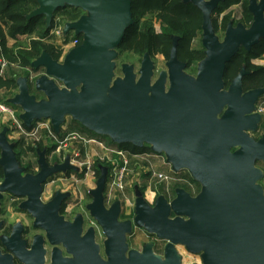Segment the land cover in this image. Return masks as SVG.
<instances>
[{
	"label": "water",
	"instance_id": "water-1",
	"mask_svg": "<svg viewBox=\"0 0 264 264\" xmlns=\"http://www.w3.org/2000/svg\"><path fill=\"white\" fill-rule=\"evenodd\" d=\"M225 1L184 0L202 12L205 59L198 64L196 76L187 74L186 65L178 59L179 38H175L168 73L153 83L155 66L149 54L139 76L125 64L123 78H116L118 48L134 25L132 0H37L38 8L28 19L44 16L47 29L60 9L85 12L64 29L65 37L74 33L83 43L62 61L43 52L32 64L43 71L33 89L28 78L18 79L19 92L8 103L21 108L23 124L30 128L35 121L50 120L60 134L71 117L113 144L150 146L152 152L165 155L174 172L187 170L202 186L196 198L178 188L172 201L161 195L153 206L137 187L135 219L120 222L121 203L110 209L105 205L108 169L102 167L96 188L89 192L92 203L87 209L106 237L103 258L93 229L81 237V217L67 223L58 215L67 193L57 190L51 202H42L44 186L51 178L79 168L71 164L70 156L62 164L50 165L44 150L38 153L39 171L27 173L5 127L0 132L4 173L0 198L4 193L25 197L22 208L47 232L50 242L62 244L73 255L63 258L62 251L55 249L52 264H182L177 246L192 254L203 251L204 264H264V206L257 184L263 172L256 166L264 162V134L259 141L250 135L264 122L255 113L264 89L244 93L245 70L228 89L224 82L227 65L240 50L251 52L264 39V0L249 1L253 16L249 28L231 21L220 40L212 16ZM32 91L44 97L39 99ZM134 228L166 241L164 258L152 244L141 252L130 249L128 235ZM43 255L41 249L38 264L44 263Z\"/></svg>",
	"mask_w": 264,
	"mask_h": 264
},
{
	"label": "trees",
	"instance_id": "trees-1",
	"mask_svg": "<svg viewBox=\"0 0 264 264\" xmlns=\"http://www.w3.org/2000/svg\"><path fill=\"white\" fill-rule=\"evenodd\" d=\"M237 5H240L242 9L239 20L234 19L232 12H228ZM248 7L249 0H226L221 3L212 16V19L214 16L219 18L226 13L220 24L213 19L216 33L220 30L226 31L231 21H233L234 26L242 23L249 28L253 22V16ZM37 8V0H0V41L2 52L9 63L8 71L10 73L14 66L22 69L11 79L8 75L5 77L6 81L0 79V89L9 92L6 98H12L17 94V79L19 77L30 79V72L39 74V71L34 69L32 64L43 52L48 53L55 61H60L63 55L61 50H57L54 46L44 42L48 38L53 25L50 29H47L44 16L28 19V16ZM132 13L134 25L128 30L125 39L118 48L120 52L128 51L139 57H143L146 53L151 56L164 53L169 57L171 49L170 36L176 35L180 38L178 44L179 59L188 63V70L193 68L192 70L195 72V67L205 59L203 46L196 50L191 48L194 39L202 34L203 15L198 8L192 4L184 3V0H132ZM58 15H61L66 23H72L77 21L82 16V13L78 9L65 7L58 10L55 17ZM147 20L159 22L162 27L147 25L150 23L149 21L147 23ZM20 36H28L30 38L29 44L25 46L22 43H17L14 47L8 48V39L18 40ZM78 40L81 45L83 38L80 37ZM263 56L264 39L254 46L251 52L242 48L227 65L224 75L226 89H228L239 71L244 67L248 72L243 81L244 91L252 88L264 89V67L256 66L252 63L253 60L261 59ZM30 86L33 89V85L30 84ZM26 128L30 130L32 127ZM88 134L97 136L89 131ZM108 140L112 143L110 139ZM43 143H17L15 151L18 161L21 163L22 157H38V152H43L46 149ZM115 146L135 155L149 152L148 148H138L131 144ZM46 150V154L49 157L55 147ZM98 166L99 162H95L92 167L96 177H100ZM32 169V166L27 167V172L35 174L36 172ZM108 172H110L109 169ZM85 173L86 171H83L82 175ZM3 178V169L0 167V181ZM141 190L144 193L142 187Z\"/></svg>",
	"mask_w": 264,
	"mask_h": 264
},
{
	"label": "rangeland",
	"instance_id": "rangeland-1",
	"mask_svg": "<svg viewBox=\"0 0 264 264\" xmlns=\"http://www.w3.org/2000/svg\"><path fill=\"white\" fill-rule=\"evenodd\" d=\"M78 10H80L82 15L85 14V12H83L81 9H78ZM235 12H238V10H236ZM58 17H61V15H58ZM233 17L236 19V17H238V16H236V17L233 16ZM61 18L63 19V21H65L63 17H61ZM213 19L218 21L219 24H220V17L218 18V17L214 16ZM148 21L150 23L147 24V25H153L155 27L156 26L162 27L161 23H159V22H156L154 20H147L146 22L148 23ZM225 32L226 31L220 30V31H218L216 33L217 36L220 38V40H223V38L225 36ZM26 41L27 40H25L24 43H26ZM44 42L49 44V45L54 46L57 50H61L63 52V55H62L60 61H62L64 59V57L66 55H65L64 48H63V44H60L57 41V39H55L54 37H51L49 35H48V38L46 39V41H44ZM192 45H193V48L195 50L196 49H200L202 47V34H200L199 36H197V38L194 39ZM155 56L156 55H153V59L156 62V67H155V70H154L156 77H158V75H161L162 73H168V67H167V64H166L168 62V60L162 55H160L159 57H155ZM142 60H143V57H139V56H137V55H135V54H133L131 52H128V51L120 52L118 50V58L115 61L116 65H117L116 66V71H115L116 78H123L122 66L125 65V64L133 66V68L135 70V73L139 76V70L141 69ZM252 63L254 65H256V66H257V64H261L262 66H264V59L262 57L261 59L253 60ZM192 69L191 70H187L186 73L190 74L191 76H196L197 66L195 67V72ZM6 96L7 95H5V94L3 95L4 98H6ZM260 100H261V98H260ZM71 119L72 118L69 117V121H71ZM0 120H1V118H0ZM76 123L79 125L78 122H76ZM6 124H9V123L7 122ZM262 125L260 126V129H261V131L264 134L263 128H261L264 125L263 126ZM5 127H7V125ZM3 128H4V124H3V120H2V122H0V132L3 130ZM87 136L89 138H96V139L98 138V139H101L102 141H105L106 143L113 144V143L109 142V140H108L109 138H107V137L94 136V135H90V134H87ZM10 139H11L10 142L15 140L14 138H10ZM116 148L117 147H115V149ZM51 154L52 155L50 156V158H48V160L50 162H52L54 159L55 160L57 159V160H60V161L63 162L64 159L62 158V155H60V154L55 155L53 153H51ZM147 155H150V153L147 154ZM69 156H71V158H75V157H73V153L72 152H69ZM30 157L33 159V165H34L33 169L37 170V168L39 166L38 165V158L39 157H36V156H34V157L30 156ZM152 157H154V158L151 159V163L148 164L149 167H147L144 164L146 160H144L142 158H138L137 157V158H133L136 161L135 160L130 161V165H129V168H128V171L130 170V172L127 173V175H128L127 180L130 182V187H128L123 192H118V191L114 192L113 195H112V199L109 200V201H108V191H107L108 185L107 184L109 183V179L110 178H108L107 183H106V188L107 189L104 192V194L106 196V202H107L106 204L108 206H110L112 204V202L114 201L115 198H118L119 201L124 203V205H125L124 206V210H126L127 213H129V212L132 213L134 205L136 204V201H135L136 200L135 189L137 187H138V189L141 190V187L143 186L144 197L147 200V202L152 205L159 196L163 195V196H165L168 199L169 196H172L173 194H175L174 190L187 186V185H185L187 183H191L190 182L191 180L189 178V177H191V175L188 173L187 170H182L180 172H174L170 165H168L170 167L168 171H165V170L162 169L164 164L167 163V160L165 159L164 154H159V155H155L154 154ZM144 158H145V156H144ZM21 161H23L22 158H21ZM95 161L96 160H92V159H89V158L88 159H83L81 157V162L83 164L84 163L85 164L83 166L77 165V167L79 168L77 176H74L73 173L71 175H69V176H66V175L62 176L61 174L57 175L56 176L57 178L54 179V181H55L54 184H50L49 183V184L44 186V194H46L47 197H49V195L51 193H53V191L56 190V189H59L61 191H71V192H73L75 194L76 193L78 194V192L80 191L83 194V198H84V199H82V204L81 205L85 206L86 204L92 203V198L90 197V193L89 192L96 188L97 180L99 179V177H96L94 169L92 168ZM24 162H27V161H23V164L25 165V167H29V165L28 164L26 165ZM102 164H104V163L102 162ZM50 165H52V164H50ZM256 166L264 174V162L260 161V162L257 163ZM145 167H147V168L145 169ZM83 171H86V175L84 174L82 176ZM36 172H38V171H36ZM148 173H150V176H149ZM154 173L169 175L171 178H173V181L169 185L163 183L161 185H158L157 188H156L151 183V175L153 176ZM179 179H181L182 181H185V182L181 183L179 181ZM127 180H126V182H128ZM125 198H126V200H124ZM75 199H81L80 195L75 196ZM77 210H80V208H78ZM83 212L85 213V215L88 218H90L89 214L87 213V211H83ZM98 231H99V239H98V241H99V244H101L103 246V243H104V240H105V236H104L103 231H102L101 228L98 227ZM134 232H135V235H133L132 240H130L131 241V245H132L131 247H132V249L140 250L142 244L144 242H148L149 238L148 237L146 238L145 234H144L145 232L143 233L139 228H135ZM150 238H152L153 240L157 241L156 240L157 238L154 235H151ZM159 241H162L160 243V245H162L163 243L164 244L166 243V241H163V240H159ZM155 250H158V252H159V251H162V248L159 247V246L158 247L155 246ZM177 251H178L179 255L182 257V260H181L182 264H196L195 255L191 254L184 246H177ZM102 253H103V258H104L105 257L104 251Z\"/></svg>",
	"mask_w": 264,
	"mask_h": 264
},
{
	"label": "flooded vegetation",
	"instance_id": "flooded-vegetation-1",
	"mask_svg": "<svg viewBox=\"0 0 264 264\" xmlns=\"http://www.w3.org/2000/svg\"><path fill=\"white\" fill-rule=\"evenodd\" d=\"M80 37L81 36H78L77 38H80ZM170 38H171V49L169 52V57H167L166 54H164V53L153 54V55H156L155 57H159L160 55H162L168 60V62L170 61L172 49L174 46V40H175V38H179V37L176 35H171ZM178 44H179V41H178ZM191 48L194 49L193 45H191ZM146 54H149V53H146ZM204 54H205V49H204ZM145 55L143 56V59H144ZM153 55L152 56L150 55V56H151V59L154 63V66L156 67V62L153 59ZM177 56H178V46H177ZM178 59H179V57H178ZM179 61L186 65V67H185V72H186L188 70V63L181 61L180 59H179ZM197 67H198V65H197ZM154 70H155V68H154ZM243 70H245L247 72V70L244 67L243 69H241V71H239L238 75ZM196 74H197V72H196ZM238 75H237V77H238ZM160 76L161 75H158V77H156L155 72H154L152 82L155 83L160 78ZM168 85H169V79L167 78V87H168ZM252 90H256V89L252 88L248 91H252ZM243 91H244V87H243ZM248 91H244V93H247ZM262 124L264 125V122ZM262 124H260L258 126V129L256 132L250 133L251 137H253L256 141H259L261 139V137L263 136V132L260 129V126ZM261 128H263V131H264V126ZM144 147L149 149V152L147 151V154H149V153L153 154L154 153L151 151L150 146L145 145ZM232 151L234 152L235 149H233ZM165 159H166V157H165ZM20 165H21V167H24L27 170V167H25V165L22 162L20 163ZM39 169L40 168L38 166L37 170H34V169H32V170H34L36 172V171H39ZM66 176H69V175H66ZM55 178H57V177H55ZM189 178L191 180L190 181L191 183L186 182L187 184H185V185H187V186L182 187V188L185 189L187 192H189L191 194V197L196 198L201 193L202 186H201V184L197 183L192 178V176ZM263 179H264V174H263V178L257 184H259L262 188L260 200L264 206V180ZM2 181L3 180H1L0 183H2ZM54 183H55V181L53 179L50 182V184H54ZM106 189H105V191H106ZM57 190L58 189L54 190L53 193H51L49 195V197H47V195L44 194V189H43L42 202L44 204L51 202L55 198ZM66 193L68 194V197H67V199H65L63 201L61 208L58 212V215L60 217H63L64 221L67 223H74L78 217H81L83 220L82 221L81 237L83 238L89 232L90 229H93L94 233H95L94 234L95 241L101 247V255L103 257L102 252L104 251V248H102V247H104V246L99 244V241H98V239H99L98 227L99 228H101V227L94 220V218L91 217L90 211L87 209L89 204H86L85 206L81 205L82 199H84V198H83V194L80 191L78 192V194L77 193L75 194L71 191H66ZM78 195H80L81 199H75V196H78ZM104 197H105V205L108 209H110V207H112L114 205V203L119 201L118 198H115L114 201L112 202V204L110 206H108L106 204L107 202H106L105 194H104ZM174 198H175V194H173L172 196H169L168 200L172 201ZM25 201H26L25 197L18 196V195L12 194V193H4L0 198V264H38L37 262L39 261L38 258L40 256L41 249L44 250V255H43L44 263L43 264H52L53 252L55 249H58V248L62 251L63 258L72 259L73 255L68 254L67 251L64 249L62 244L55 245V244H52L50 242V240L47 236V232L43 228H41V226L36 224V219L32 216L31 213H29L27 210L22 208V204ZM119 202L121 203V215H120L119 221L120 222L133 221L135 219V214H136L135 213V205H134L132 213L129 214L126 212V210H124V206H125L124 203L121 201H119ZM155 202L152 204V206L155 204ZM78 208H80V210H77ZM83 211H87L90 218H88ZM134 230H135V228L133 229V232L128 235V244H129L130 249H132V247H131L132 245H131L130 240H132L133 235H135ZM140 230L143 233L145 232L144 233L145 237L146 238L148 237L149 239H148V242H144L141 246V249L137 250V251L141 252L145 245L152 244L153 248H154V252L157 255L164 258V254H165L164 251H165V247L167 245V242L165 244L163 243L162 245H160V243L162 241H159L158 239H156L157 241H155L152 238H150L151 234L146 233V231L144 229H140ZM105 240H106V237H105ZM155 246L161 247L162 251L158 252V250H155ZM194 255L196 257V264H204L203 251H201L200 253L194 254ZM181 260H182V257H181Z\"/></svg>",
	"mask_w": 264,
	"mask_h": 264
},
{
	"label": "built area",
	"instance_id": "built-area-1",
	"mask_svg": "<svg viewBox=\"0 0 264 264\" xmlns=\"http://www.w3.org/2000/svg\"><path fill=\"white\" fill-rule=\"evenodd\" d=\"M64 29H65V23L63 22V19L61 17H55L53 27L50 31L49 36L54 37L57 39V41L60 44H63V48L65 51V55L69 53L70 50L73 48H76L80 45L78 38H72L70 41H67L66 37L64 36ZM9 68V63L4 56L1 48V41H0V78H5L7 71ZM255 113L261 115L264 117V96L261 98V100L258 102L256 106ZM0 118L4 120V118H7V122L9 123V132H11L12 136L16 135L19 137H23L26 139H33L36 141H40L42 138V134H46V138L51 141V143H54L57 145L59 149H61V146H64L65 143L68 140L62 141L53 131L52 125L50 123V120H40L37 122V125L34 126V128L28 130L23 122L20 120L19 116L17 115V112L15 109L10 106L8 103L1 100L0 97ZM74 139L81 138L79 135H72ZM86 145L88 143H99V145L105 150L107 153H110L112 155V158L105 156L97 157L95 162L100 163H106L109 165L110 170V179L108 185V201L112 199V195L114 192H123L127 189V173H128V164L129 160L127 159V154H130L127 151L118 149L113 144H107L103 141H97V140H90L84 141ZM114 147V148H113ZM136 157H140L141 155H135ZM154 154H152L153 156ZM73 160L75 163H77L80 166H83L84 164L81 162V157L78 153L73 154ZM122 160V164H120V160ZM173 181V178H171L169 175L166 174H157L154 173L153 176L151 175V183L157 188L158 185L161 184H167L169 185ZM179 181L184 183L185 181H182L179 179Z\"/></svg>",
	"mask_w": 264,
	"mask_h": 264
},
{
	"label": "crops",
	"instance_id": "crops-1",
	"mask_svg": "<svg viewBox=\"0 0 264 264\" xmlns=\"http://www.w3.org/2000/svg\"><path fill=\"white\" fill-rule=\"evenodd\" d=\"M250 1V0H249ZM236 10H238V12H235ZM241 6L240 5H237V6H235V7H232V9H230V11H228V12H232V14H233V16H238V17H236V20L238 19H240L241 18ZM226 14V13H225ZM225 14H223V15H221L220 16V21H222V19H223V17H224V15ZM55 19V18H54ZM235 19V18H234ZM64 23H65V25H66V22L65 21H63ZM68 23V22H67ZM54 24V20H53V23H52V25ZM52 27V26H51ZM52 29V28H51ZM77 36H75V34L74 33H71V34H69V36H67L66 37V39H67V41H70L72 38H76ZM29 39L30 38H28V36H20L19 37V39L18 40H14V39H8V44H7V46H8V48H12V47H14L17 43H22L23 45H28L29 44ZM25 40H27L26 41V43H24V41ZM263 59H264V56H263ZM257 66H261V67H264V66H262L261 64H257ZM20 71H22V69L21 68H18V67H15L14 66V69L9 73V71H7V74L6 75H8V77L11 79L16 73H19ZM39 71V74L37 75V74H34L33 72H30V79H29V83L30 84H32L33 85V88H34V84H35V81H36V79H38V77H40L41 75H42V73H43V71H41V70H38ZM19 78H22V77H19ZM18 78V79H19ZM26 78V77H25ZM0 79H2V80H5L6 81V78H0ZM18 79H17V81H18ZM18 92H19V90L17 91V94H18ZM34 92V91H33ZM32 92V93H33ZM7 95V94H9V92L7 91H5L4 89H0V97H1V100L2 101H4V102H6V103H8V101L11 99V98H4L3 97V95ZM16 94V95H17ZM33 94H36L37 95V97L39 98V99H41V98H43L44 96L42 95V94H38V93H36V92H34ZM15 95V96H16ZM10 106H12L14 109H15V111L17 112V115L20 117V114L22 113V110H21V108H19V107H16V106H14V105H11L10 103H8ZM2 118H1V120H0V122H2ZM7 118H4V120H3V124H4V128H5V126L7 125V127H9V124H6L7 123ZM37 122L38 121H35L33 124H34V126L35 125H37ZM34 126L32 125V128H34ZM70 126V127H69ZM26 127V126H25ZM3 128V129H4ZM31 128V129H32ZM52 128H53V126H52ZM53 131H54V129H53ZM55 132V131H54ZM88 131L84 128V127H82L80 124L78 125L76 122H74L72 119H71V121H69V118H67L66 119V122H65V124L62 126V130H61V133L60 134H57V133H55L62 141H65V140H68L66 143H65V145L64 146H61V149H59L58 147H57V145H55L54 143H51V141H49L47 138H46V134L45 133H43L42 134V138L40 139V141H36V140H33V139H26V138H23V137H19V136H16V135H14L13 137H12V134H11V132H9V140L11 141V139L10 138H14L15 140H13L12 142L13 143H15V144H17V143H19V142H23V143H33V142H44L43 144H44V146L46 147V149H49V148H52V147H55V150L52 152L53 154H55V155H58V154H60V155H62V158L65 160L68 156H69V152H72L73 154L74 153H78L79 155H80V157H82L83 159H92V160H96V159H98L97 157H100V156H105V155H107L108 157H110V158H112V155L111 154H109V153H107L105 150H103V148L99 145V143H88V145H86V143H84V141H90V140H97V141H102L101 139H96V138H89L88 136H87V133ZM74 134H76V135H79L81 138L79 139V138H77V139H74L73 138V136L72 135H74ZM103 142H105V141H103ZM106 143V142H105ZM107 144H109V143H107ZM50 146V147H49ZM45 149V150H46ZM153 154H155V155H158V154H156V153H153ZM52 154H50V156H51ZM64 155V156H63ZM141 156L140 157H138V158H142V159H144V160H146L145 161V165L147 166V167H149V165L148 164H150L151 163V159H153L154 157H152V154H150V155H147V153H145V154H140ZM145 156V158H144V156ZM50 156L48 157L47 156V160H48V158H50ZM70 158H71V156H70ZM133 158H137L136 156H134V155H132V154H127V159L129 160V164H128V168H129V165H130V161H133V160H135V159H133ZM22 160L23 161H27V162H24L26 165L28 164L29 166H32V168L34 167V165H33V159L29 156L28 158L26 157V158H24V157H22ZM64 160H63V162H64ZM119 160H120V164H122V160L119 158ZM21 161V160H20ZM23 161H21L22 163H23ZM136 161V160H135ZM62 161H60V160H53L52 162H50L49 160H48V163L49 164H52V165H54V164H56V163H58V164H62L63 163ZM71 164L73 165V166H75V167H77V163H75V161L73 160V158H71ZM169 164H164V166H163V170H165V171H168L169 170V166H168ZM106 168V169H109V165L108 164H102V163H100L99 162V166H98V168H99V170H100V173H101V168ZM147 167H145V169L147 168ZM78 168V167H77ZM110 171V170H109ZM128 172H130V170L128 171ZM73 173V175L74 176H77V173L78 172H76V171H69L67 174H63V173H61V175L62 176H64V175H71ZM149 174V176H150V173H148ZM85 175H86V173H85ZM83 176V175H82ZM81 176V177H82ZM55 177L56 176H54L53 178H51L49 181L51 182L53 179H55ZM73 177V176H72ZM108 178H110V172H108ZM128 181V180H127ZM49 182V183H50ZM48 183V184H49ZM128 187H130V182L128 181L127 182V188ZM142 188H143V186H142ZM59 190V189H58ZM63 193H66V191H62ZM124 200H126V198L124 199ZM129 208V207H128ZM130 213V212H129Z\"/></svg>",
	"mask_w": 264,
	"mask_h": 264
}]
</instances>
